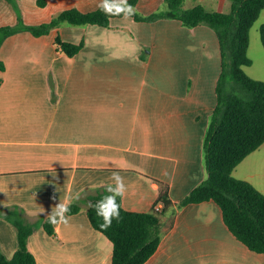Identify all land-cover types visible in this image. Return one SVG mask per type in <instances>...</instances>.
<instances>
[{
  "label": "crops",
  "instance_id": "crops-1",
  "mask_svg": "<svg viewBox=\"0 0 264 264\" xmlns=\"http://www.w3.org/2000/svg\"><path fill=\"white\" fill-rule=\"evenodd\" d=\"M16 1L28 24L101 3ZM162 4L138 0L135 10L147 14ZM15 22L12 5L0 0V26ZM57 34L84 40L82 49L74 56L58 52ZM0 61V211L16 207L35 222L59 202L80 204L53 235L39 226L29 236L37 264H111L112 242L91 225L86 209L91 196L114 185L113 172L126 185L123 208L148 211L159 181L173 203L144 264H264V253L231 233L214 201L177 205L207 176L203 139L221 70L211 27L124 16L107 27L63 24L39 36L9 35L0 43ZM232 175L264 193V142ZM0 247L7 257L17 247L15 229L3 218Z\"/></svg>",
  "mask_w": 264,
  "mask_h": 264
},
{
  "label": "trees",
  "instance_id": "trees-1",
  "mask_svg": "<svg viewBox=\"0 0 264 264\" xmlns=\"http://www.w3.org/2000/svg\"><path fill=\"white\" fill-rule=\"evenodd\" d=\"M16 13V22L0 26V43L9 35L29 31L35 36L49 33L63 24L100 27L109 26L111 20L120 15H108L98 6L90 11L68 7L54 14L49 20L25 23L16 0H7ZM138 0H127L135 9ZM184 0H163L165 10L157 8L143 14L135 10V21L152 22L160 18H174L183 25L194 27L205 24L216 34L220 50V74L215 84L216 103L207 125L203 150L207 176L195 185L177 205L214 201L221 209L223 221L231 233L249 249L264 253V193L247 180L232 175L233 168L250 152L264 142V80L248 75L244 66L251 64L247 54L249 30L264 9V0H231L227 12L209 10L201 4L183 8ZM45 5V0H37ZM259 35L264 47V23L259 26ZM66 41L57 34L54 46L60 53L74 56L83 47ZM4 68L0 61V69ZM51 77V83H52ZM54 97V93H52ZM157 198L148 211H131L123 208L121 197L119 218H114L107 229L95 210V203L104 195L105 188L98 190L88 200L86 209L91 225L105 234L112 242L111 264H144L155 252L162 237L163 217L173 213V203L168 196L165 183L160 182ZM161 204L159 209L156 206ZM67 214L80 209L78 202H71ZM0 218L10 222L16 232L17 247L7 257L0 247V264H37L28 248V238L35 228L42 226L49 235L55 233L48 217L35 222L27 221L16 207L0 211Z\"/></svg>",
  "mask_w": 264,
  "mask_h": 264
},
{
  "label": "clouds",
  "instance_id": "clouds-1",
  "mask_svg": "<svg viewBox=\"0 0 264 264\" xmlns=\"http://www.w3.org/2000/svg\"><path fill=\"white\" fill-rule=\"evenodd\" d=\"M98 7L108 15L123 14L125 19H130L135 15L134 7L128 4L127 0H101ZM166 8V4L161 5V10H165ZM111 179L114 181V185H108L105 188L107 194L94 205L97 215L103 220V223L100 225L102 229H107L111 226L114 218H119L120 205L117 203V197H123L126 192L124 178L118 172H113ZM69 210L68 204L59 202L48 216L49 223L54 226L67 225L69 217L66 214Z\"/></svg>",
  "mask_w": 264,
  "mask_h": 264
},
{
  "label": "rangeland",
  "instance_id": "rangeland-1",
  "mask_svg": "<svg viewBox=\"0 0 264 264\" xmlns=\"http://www.w3.org/2000/svg\"><path fill=\"white\" fill-rule=\"evenodd\" d=\"M196 4H201L209 10L227 12L230 10L231 0H184L183 7L189 8ZM262 23H264V9L261 10L259 17L255 20L249 30V46L247 54L251 59V64L244 66V70L251 77L264 80V47L259 35V26Z\"/></svg>",
  "mask_w": 264,
  "mask_h": 264
},
{
  "label": "built area",
  "instance_id": "built-area-1",
  "mask_svg": "<svg viewBox=\"0 0 264 264\" xmlns=\"http://www.w3.org/2000/svg\"><path fill=\"white\" fill-rule=\"evenodd\" d=\"M160 206H161V204H158V205L156 206V209H159V208H160Z\"/></svg>",
  "mask_w": 264,
  "mask_h": 264
}]
</instances>
